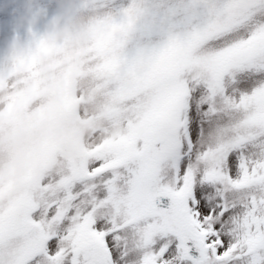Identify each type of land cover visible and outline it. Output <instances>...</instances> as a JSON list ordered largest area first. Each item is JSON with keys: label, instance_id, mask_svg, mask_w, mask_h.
Listing matches in <instances>:
<instances>
[{"label": "snow or ice", "instance_id": "snow-or-ice-1", "mask_svg": "<svg viewBox=\"0 0 264 264\" xmlns=\"http://www.w3.org/2000/svg\"><path fill=\"white\" fill-rule=\"evenodd\" d=\"M81 9L92 135L0 200V264H264V0Z\"/></svg>", "mask_w": 264, "mask_h": 264}, {"label": "rangeland", "instance_id": "rangeland-1", "mask_svg": "<svg viewBox=\"0 0 264 264\" xmlns=\"http://www.w3.org/2000/svg\"><path fill=\"white\" fill-rule=\"evenodd\" d=\"M32 3L37 23L30 31L27 28H16L23 10L22 0H0V95H3L6 87L10 110L19 102L27 105L30 113L27 119L17 121L13 136L18 141L15 158L7 173L0 171V182L14 177L19 169H25L29 177L51 169L49 165L55 159H63L62 154L65 153L57 151L49 164L44 165L55 136L75 131L84 148L94 125V79L90 68L94 62L98 31L91 28L86 47L67 51L68 40L75 31L78 19L81 16L87 18L81 9L82 0H74L76 7L67 11L65 21L73 33L65 38L64 50L56 52L53 57V50L43 36L44 24L50 18L54 6L53 0H32ZM41 5L46 6L47 10L42 11ZM17 33L31 45L26 59H12L7 55V38ZM46 56L49 58L47 65L52 88H45L42 84V80L46 79V74L42 71ZM21 64H27L26 71H19ZM5 71L8 73L6 83L3 77ZM21 75L30 77L33 86L26 92L16 93V89L22 87V84L16 83ZM56 96H59V102L52 100ZM3 144V130L0 128V156L7 151Z\"/></svg>", "mask_w": 264, "mask_h": 264}, {"label": "clouds", "instance_id": "clouds-1", "mask_svg": "<svg viewBox=\"0 0 264 264\" xmlns=\"http://www.w3.org/2000/svg\"><path fill=\"white\" fill-rule=\"evenodd\" d=\"M32 0H22V12L18 18L16 28L31 29L36 25L37 19L33 13ZM53 8L50 14V18L45 22L43 29V36L46 38L48 44L51 46L53 57L56 52L64 50V41L73 30L65 23L67 20V11L76 7L74 0H53ZM93 27L88 18L81 16L76 25L75 31L68 40L67 51L72 52L77 48H83L87 46L90 38V30ZM30 43L22 39L19 34H13L7 38L6 52L9 58L28 56L30 50ZM48 57L44 58V67L42 71L46 74V79L42 80V84L45 88H52L51 75L48 73ZM27 70V64H21L19 67L20 72ZM5 83L8 79L7 71L3 74ZM59 78V77H58ZM75 79V76H74ZM18 87L16 93H23L30 90L33 86V81L30 77L23 75L19 76L16 80ZM9 93L7 88L3 90V95H0V128L3 130V147L7 150L5 155L0 156V171L7 173L8 167L14 160V153L16 152L18 141L13 139L15 126L18 119H27L30 113L28 112V106L16 102L10 110L9 101L7 99ZM54 102H59V96L53 97ZM63 159H55L52 164L49 165L51 169H58L65 164L66 160H69L76 156L75 152L69 148L62 154ZM43 172V170H42ZM29 175L25 169H19L14 177L11 179H5L0 182V200L7 201L8 198L14 195L16 192L24 188L28 181Z\"/></svg>", "mask_w": 264, "mask_h": 264}, {"label": "water", "instance_id": "water-1", "mask_svg": "<svg viewBox=\"0 0 264 264\" xmlns=\"http://www.w3.org/2000/svg\"><path fill=\"white\" fill-rule=\"evenodd\" d=\"M69 148H71V150L75 152L76 155H78L82 151L75 131L61 133L56 137L51 146L48 155L49 158L46 164L49 163V159L54 156L57 151L66 152Z\"/></svg>", "mask_w": 264, "mask_h": 264}, {"label": "bare ground", "instance_id": "bare-ground-1", "mask_svg": "<svg viewBox=\"0 0 264 264\" xmlns=\"http://www.w3.org/2000/svg\"><path fill=\"white\" fill-rule=\"evenodd\" d=\"M50 160V159H49Z\"/></svg>", "mask_w": 264, "mask_h": 264}]
</instances>
